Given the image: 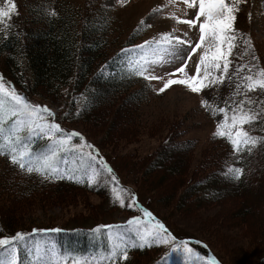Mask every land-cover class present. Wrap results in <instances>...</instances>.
<instances>
[{"label":"trees","instance_id":"obj_1","mask_svg":"<svg viewBox=\"0 0 264 264\" xmlns=\"http://www.w3.org/2000/svg\"><path fill=\"white\" fill-rule=\"evenodd\" d=\"M42 1L39 0L35 3L42 5ZM32 3V0L28 3L27 16L33 26L28 29L23 27L20 33L15 30L14 34H9L5 38L0 37V57L3 58V67H5L4 70L0 69V74L4 79L12 82L17 89L32 90L37 94L36 89L42 87L49 94L48 97L52 99H49L50 104L45 103L56 111L59 118H64L65 114L59 113L57 107L55 109L52 105L67 103L73 109L72 103L63 98L61 90L71 84L69 77L79 69L78 80L72 87L78 88L82 82L85 89H88L87 85L91 89L89 91L91 105L85 118L91 114L93 107L100 109L99 114H95L93 118L99 117L104 122L110 118L111 114H115L112 116L115 117L120 133L115 132L113 139L124 137V134H127L126 137L131 136L127 131L129 124H133L136 119L144 118L138 108L141 91L133 90L136 86L133 76L117 65L118 68H111V71L119 69L122 75H112L111 71L110 75L104 72L100 73V65L105 61H112V51L122 44L121 35L117 34L118 30L113 28L110 22L106 21L104 16H101L95 9L81 8L65 2L56 16L49 17L50 14L44 15ZM233 3H238L239 9L234 24L236 27L242 28L240 17L243 15V20L247 19L244 10L246 0H235ZM255 41L257 40L255 39ZM257 48L255 45L244 48L242 56L233 61L232 67L236 63L248 64L250 62L258 63L260 67H264V61L260 59V57L263 58L262 53ZM253 56L258 58L257 61L252 60ZM234 83L235 78H233V88ZM232 87L228 84L229 91L233 90ZM72 92L75 91L72 90ZM228 94L229 92L222 93L221 100L218 102L219 106H223V100L227 98ZM249 95L254 100L264 99V95H261L259 90L249 93ZM119 102L122 105L117 108L116 104ZM113 107L117 108L116 111L115 109L113 111ZM72 115L75 116L74 110H72ZM125 125L127 127H124ZM173 125L174 128H179L184 126V121H176ZM261 127H264V124L257 122L251 134L261 137L262 134L259 131ZM111 136L112 132L109 129L107 138L112 140ZM216 140L214 152L210 148H206L202 152L203 156L200 157L199 166L192 174L189 171L190 175H184L185 164L194 156L192 150L197 145L198 139H184L182 131H174V138L163 142L161 148L152 153L149 161L136 158L133 153H130L128 156L131 158L123 157L125 164L121 162L119 164L113 158L117 163L116 166L112 158L107 157L114 166L115 172L119 171L122 184L129 185L138 195L140 203L158 217H160L156 212L158 209L152 204L156 200L150 195H155L153 191L156 192L157 186H163L162 188L167 190L165 195L156 196L159 202H171L178 196L177 208L186 210H190L188 206L192 208L205 207L219 202L232 204L231 200L236 199L235 201L239 202L237 212L239 222L243 223L251 217L255 221L254 225L258 223L255 237L259 240V252L262 250L260 259H262L264 257V210H257V206L264 205V193L259 187H255L254 182H259V185L264 183V143L258 141L250 153H242L237 159L230 144L224 138L216 136ZM170 151H174V159L164 163L165 157ZM0 156L8 163L7 167L0 168V186L5 187L0 188V208H2L0 210V235L14 234L18 230L29 233L33 228H59L61 231L53 233L58 247L62 252L72 255L84 254L97 249L104 243L106 245V229L103 227L98 229V226L111 224L114 220H105L90 225L74 223L44 225L45 220H40L41 222L37 223L38 220L30 219L26 213L17 214L16 212L21 203L33 204L29 201L38 199H42L44 202L56 201L57 198L59 201L64 199L73 201L75 196H78L82 191L104 198L105 204L108 203L107 211L114 210L112 215L122 216L118 219L131 218L136 215L135 210L127 207L129 189L118 188L123 190L125 199V204L121 205L114 198L111 188L104 182V176L93 185H89L88 182L78 183L68 179H48V176L35 172L28 173L26 169L22 170L18 166H13L5 155L0 154ZM177 156H179L178 161L176 160ZM174 160L177 162L171 166L169 163ZM131 164H134L136 168L131 167L130 169ZM229 167L242 169L239 179H235L228 172ZM104 171L107 172L103 169L102 172L104 173ZM260 171L262 174L261 177H258ZM130 174H136L137 182L147 185L146 193L149 194L150 199L144 197L140 187L134 186L125 179ZM186 181L188 182L180 192L181 195L178 194V187ZM256 190L257 192H255ZM184 199L185 201H182ZM164 223L166 224V222ZM204 242L220 264H231L208 242L205 240ZM245 249L246 247H244ZM163 256L164 252L157 247L135 248L129 253L127 260L119 261L118 264H153ZM258 263L259 260L256 264Z\"/></svg>","mask_w":264,"mask_h":264},{"label":"rangeland","instance_id":"obj_2","mask_svg":"<svg viewBox=\"0 0 264 264\" xmlns=\"http://www.w3.org/2000/svg\"><path fill=\"white\" fill-rule=\"evenodd\" d=\"M29 1L30 0H15L18 6L19 14L13 15L10 21L7 22L11 25L13 31L17 30L20 33L23 27L28 29L33 26L32 21H30V18L27 16V13L29 12ZM38 1L39 0H32V4L36 9L41 10L44 15L47 13L50 14L49 17L56 16L51 14L52 8H55L57 14L63 8V4L65 2L74 4L75 6L81 8L88 7L90 10L95 9L99 14L104 16L106 21L110 20L112 16H115L117 21L119 19L118 23L122 24L121 37H124V30H130L137 21L138 17L141 15L144 16V21L146 23L153 25L152 32L148 38L158 36L161 32L166 31L169 18L172 16H179L180 19L177 20L179 22L193 18L192 10L184 4V0H180L183 3V9L180 10V13L172 14H169L168 10H163L161 7H154L158 0H127L125 4L119 6L120 9L117 11H113L115 8L111 7L106 0H41L42 5L35 3ZM234 1L235 0H232V2ZM3 6L4 0H0V7ZM102 8L104 10H102ZM106 8L112 9V12L106 13ZM150 8L153 10L155 9V11L148 13ZM244 10L245 17L247 19L243 20L242 15L240 17V25L245 29H241L243 32L240 33L239 44H237L233 49L234 54L232 55V58L230 57V59H233V57L235 60L239 59L242 48H246L250 45V41L256 39L257 41L254 42L253 45L257 46V49L261 51L263 58L260 57V59L264 61V0H246ZM0 26L5 28L3 24H0ZM169 32H173L182 37L184 33L187 32L188 38L193 41L198 39V30L191 31L188 27L185 31H180L178 33L174 31ZM185 47L187 50H190V46ZM193 56L196 61H198V56L195 53ZM184 59H188L189 65L193 64V60L187 57L186 52L180 55L175 62H168V56L165 55L164 61L161 63L149 61L152 65L149 71L156 77L167 79L171 76L175 79L180 76V74H175L174 68L179 67L180 64L183 63ZM3 64V58L0 57L1 70H4L5 68L3 67ZM185 70L189 72V75H192L195 72L194 68L189 69L188 65L185 66ZM104 71L108 74L105 69ZM79 72L80 70L78 69L77 73ZM160 80L162 87L163 80ZM5 85L6 87H13L12 83L5 82ZM36 90L38 92L37 94L33 91H25L23 95H25L26 99H28L30 103L39 104L40 106L42 104H46L45 102H48L49 104L51 103L50 100L52 99L48 97L49 94H47L42 87H38ZM230 91L227 82L219 87V92ZM61 92H64L63 98H66V101L74 100L68 93L67 87H65L64 90L62 89ZM76 93L78 95L77 103L79 104L80 109H82L84 106V99L87 97L88 93L86 92L82 82H80ZM190 93L192 92L187 88V86L173 85L171 90L165 95L151 96L146 102H140L138 108L140 109L141 114L144 115V118L136 119L134 121L136 124H129L127 131L131 134V136L126 137L127 134H124V137L116 140L113 139V135L115 132H118L119 134L120 128L117 126L115 117L113 118L115 114H111V116H109L110 118L105 122L99 117L93 118L95 117V114H99L98 112L100 110L96 107V103L94 104L96 108L93 107L89 116L86 118L80 117L79 119H74V121H70L68 119L72 114V109L67 103L51 105L55 109L57 107L59 113L65 114L64 122L68 129L76 128L82 131L85 135V143L91 144L95 150H97L95 145L102 147L104 154L108 157L110 156L116 166V161L119 164L120 162L125 164L123 157L127 156L131 158L128 156L130 153H133L136 158L149 161L152 153L161 148L163 142L174 138V131L184 130L183 138L198 139L197 145L192 150V155L194 156H192V159L185 164L186 170L184 171V175H190V172L192 174L196 170L197 166H199L200 157L201 155L203 156L202 152L206 148H210L214 152L217 144L214 140H212L213 116L206 113L200 103L203 96L192 95ZM116 105L118 108L121 107L122 103L119 102ZM117 108L113 107V111L114 109L116 111ZM41 114L49 120H52V117L47 116V114ZM180 120L184 121V126L174 128L173 123ZM10 126L11 124L9 122L5 126L6 130L4 132H0V146H5L0 148L11 151L10 148L6 147L8 145V141L4 140V136L8 135L7 129L10 128ZM124 127L127 126L125 125ZM109 129L112 132V140L107 138V131ZM18 134L21 136V140L15 142L12 147H16L20 150L28 144L31 149L30 154L33 156L47 153L50 150L51 142L47 137L36 136L31 137L30 140V134L27 132L26 128L22 129ZM12 139L15 140V137L13 136ZM72 142L80 143L81 141L79 137H73ZM88 150L89 149L87 148L85 149V151ZM170 152L167 153L164 163L174 159V151ZM93 155H96V151H93ZM113 158L116 159V161H114ZM176 158L178 161L179 156ZM176 160L170 162L169 164L174 166L177 162ZM7 165L8 163L0 157V168L3 169L4 166L7 167ZM92 166L96 167L99 173V157H97V160L93 161L92 164L89 165L87 160H81V153L79 150H70L68 152L61 151L57 153L52 163V167L58 169L61 175H77L82 177L85 181H87V173L90 172ZM131 167L136 168L134 164H131L130 169ZM47 174L51 175V169L48 170ZM261 174L262 173L260 171L258 177H261ZM125 179L134 186L137 185L140 187L143 191L144 197L150 199L149 194L146 193L148 189L145 187L147 185L143 182L138 183L136 174H130ZM187 182L188 181L184 182L178 187V194L183 191ZM258 183L259 182H254L255 187H259L264 193V183L262 185H259ZM124 187L129 188V185H124ZM157 187L156 192L153 191L155 195L150 194L153 196V199L156 200V202L153 201L152 204L158 209L156 212L160 218L166 222L169 230L177 237V242H179L180 239H188L189 246L194 247L202 257L207 258L211 256L206 243L204 242L205 240L231 264H256L258 260V264H264V259H260L262 250L259 252V240L255 237L257 232L255 229L257 230L258 223L257 225H254L255 221L251 217L247 218L243 223L239 222L237 214L239 210V202L235 201L236 199L231 200L232 204L219 202L218 204L208 205L205 207L192 208L188 206V209L190 210H186L185 208H177L178 196H176L174 200H171L170 198L171 202H159V200L156 199V196L160 197L161 195H165L167 190L162 188L163 186ZM0 188L5 187L0 186ZM130 192L134 193L133 191ZM255 192H257V190ZM182 201H185V199ZM29 202L33 204H19V209L16 211L17 214L26 213V216L30 219L38 220L39 222L37 221V223L45 220L44 225H70L69 223L90 225L96 222L115 220L122 217L119 214L112 215L111 213L114 212V210L107 211L106 207H108V203L105 204L104 198L84 191L79 193L78 196H75L73 201H71V199L59 201L57 198L56 201L50 200L48 202H44L42 199H38ZM260 209L263 211L264 205L257 206V210ZM0 210H2V208H0ZM104 217H106V219H103ZM120 231L126 238L135 240L136 244H139L138 238L135 237L133 232L128 230V226L122 227ZM197 241L200 243H197ZM116 242L119 243L118 240ZM111 243L112 241H110V245L107 250H110ZM27 245V248L20 249V264H25V261H27V264H36L35 261H32L31 256L36 255L37 249L48 255L50 259L53 251L59 253L55 242L48 235H39L38 237L29 235L27 237ZM147 245L154 244L146 242L145 246ZM154 246L161 248L166 254L163 256V261L157 264H207L206 259L197 261L194 256L190 258L182 250H173L171 245ZM244 247H246V251L244 250ZM88 254H91L92 257L104 256L106 255V250L98 249L97 251L88 252L85 255ZM102 263H107V261Z\"/></svg>","mask_w":264,"mask_h":264},{"label":"snow or ice","instance_id":"obj_3","mask_svg":"<svg viewBox=\"0 0 264 264\" xmlns=\"http://www.w3.org/2000/svg\"><path fill=\"white\" fill-rule=\"evenodd\" d=\"M111 7L116 8L127 2V0H106ZM184 4L192 10V17L183 21L191 31L198 30V39L193 41L188 38L185 32L183 37L173 32L163 31L158 36H152L143 40L141 44L133 45L131 48H122L120 51H132L134 49H142L146 56L154 57L155 63L164 61L165 55L168 56V62H175L180 55L186 52L188 58L193 60V64H188V59H184L179 67L174 68L175 74H180L173 79L171 76L167 79L162 77H154L149 69L152 65L147 60H142L139 64H130L129 67L140 77H144L148 81L153 79H162L163 86L158 88V92H163L170 85H183L193 93H202L206 89H210L213 85H219L225 80L231 90L226 99L223 100V106L210 102L209 98L201 99V105L206 108L210 114L217 119L215 124V135L224 138L231 146V150L237 159L242 153L252 151V147L257 145L258 141L264 143V127L259 131L262 136L257 137L251 134L254 125L257 122L264 124V99L254 100L249 93L259 90L264 95V67H260L258 63L250 62L236 63L233 66V49L236 47L237 35L234 28L238 3L229 2V0H184ZM155 11V9H154ZM18 6L15 0H4V6L0 7V24L6 28L11 27L10 21L13 15H18ZM52 15H56L55 8L51 10ZM177 20L180 17H176ZM185 46H190L187 50ZM199 50V51H198ZM198 56L196 61L193 54ZM257 57L253 56L252 60L257 61ZM188 65L189 69L194 68L195 72L189 75L185 70ZM182 77V78H181ZM0 132L6 130L5 126L10 122L11 126L7 129L8 135L4 136V140L8 141L7 148L11 149L9 155L6 151L3 154L13 166L27 170L28 173L47 174L51 169V175L48 179H69L73 181L83 182L82 177L77 175H61L58 169L52 167V163L57 153L70 150H79L81 160H87L91 165L93 161L99 157L100 167L112 172V168L104 160L103 156H99L98 150L93 149L91 144L84 141V137L77 131L65 132L61 125L54 119L49 120L41 113L54 117L55 113L49 108L41 107L39 104L30 103L25 95L18 92L14 87H6L3 77L0 76ZM27 129L31 137H47L51 142L50 150L47 153L33 156L30 154L31 149L28 144L23 149L18 150L12 145L21 140L18 134L22 129ZM247 128V130H246ZM15 137V140L12 137ZM73 137H79L80 143H73ZM5 147V146H0ZM89 149L85 151V149ZM96 151V155H93ZM228 172L235 179H239L242 174L240 167H229ZM98 175V169L91 167L87 173V182L92 184ZM112 181L115 182L117 177L113 175ZM112 194L121 205L125 204L123 190L116 187L112 188ZM128 208L138 207L135 195L131 196V203ZM141 215H133L127 220L128 230L135 234L139 244L135 240L126 238L121 233V224H107L103 227L108 231V239L112 241L110 250H106V255L92 257L91 254L72 255L68 253H51V259L48 255L42 253L39 249L36 255H32V261L36 264H118L119 261L129 258V250L138 246L144 248L146 242L154 245H171L173 250H182L188 257H195L197 261L205 260L207 264H220L214 257H202L194 248L189 246L188 239H180L166 227V225L157 219L153 212L147 207H141ZM59 232L61 229H37L33 228L32 233L36 232ZM29 233L16 231L14 234L0 235V264H20V249L27 248V237ZM119 241L117 243L116 241ZM197 243H200L197 241ZM151 246V245H149ZM166 255V254H165ZM27 264V261H25Z\"/></svg>","mask_w":264,"mask_h":264}]
</instances>
